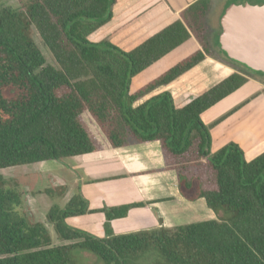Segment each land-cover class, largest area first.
Masks as SVG:
<instances>
[{"label": "trees", "instance_id": "16d2710c", "mask_svg": "<svg viewBox=\"0 0 264 264\" xmlns=\"http://www.w3.org/2000/svg\"><path fill=\"white\" fill-rule=\"evenodd\" d=\"M18 1L19 7L0 6V169L100 149L83 119L89 112L113 147L159 141L183 196L204 198L218 218L115 234L111 220L147 203L91 209L77 192L47 213L59 240L68 242L54 244L46 223L24 214L23 193L0 174V264H82L81 252L102 264H140L137 259L148 254L150 264H264V152L247 160L236 142L211 148V127L247 101L210 126L201 118L257 72L230 59L218 37L224 55L243 68L184 106L176 105L170 91L135 105L213 56L204 22L212 0L195 1L130 51L90 39L113 19L117 0ZM33 27L55 65L47 63ZM193 38L199 48L133 89L135 77ZM96 212L106 215L104 236L67 222Z\"/></svg>", "mask_w": 264, "mask_h": 264}, {"label": "crops", "instance_id": "0c3cea01", "mask_svg": "<svg viewBox=\"0 0 264 264\" xmlns=\"http://www.w3.org/2000/svg\"><path fill=\"white\" fill-rule=\"evenodd\" d=\"M195 1L197 0H117L114 5L113 19L94 32L90 39L94 41L97 34H103L106 37L103 38L104 40L110 41L123 50L130 51L148 37L179 19L182 11ZM191 41L192 39L185 43H188L184 47L185 49L189 48ZM238 69L232 63L207 56L172 83L161 86L136 102L135 105H139L161 92L170 91L176 105L184 106L192 96L202 94ZM135 79L133 89H136L134 87ZM197 91L201 92L197 93ZM244 102L246 103L240 108L211 127L213 152L232 141L242 147L247 160L264 152V74L259 76L252 74L246 84L206 110L201 118L203 120V116L223 104L220 107L222 108L220 114L218 113L208 124L210 126ZM101 143L103 148L94 152L68 157L75 162L78 168L74 165L76 177L72 182L66 180L60 173H54L53 169L44 167L45 161L32 163L35 170L50 177L51 185L48 187L51 189V195L61 191L58 196L61 195L62 200L67 199L64 203H57L53 202L48 193H45L47 195L41 193L42 196H47L44 201L40 195L36 194L34 184L30 183V192L25 195L27 200L24 201V204L26 203L36 213L43 212L40 210L41 205H48L44 212L46 216L54 204L61 203L60 206H65L77 192H80L89 201L91 209L119 206L132 202H146L147 204L143 207L131 209L127 216L110 221L115 234L154 229L161 226L171 228L177 218L197 221L218 218L216 213L207 214L203 206L192 207V201L178 191L177 173L175 170L166 168L159 141L137 143L131 147L132 143L113 147L107 138ZM31 182L34 183V181ZM74 184H78L77 192L73 190ZM90 184L92 187L87 192L86 186ZM161 189L163 191L169 189V192L166 193L170 194H157ZM192 213L195 216H192ZM67 222L94 235H105L106 215L104 212L70 217L67 218Z\"/></svg>", "mask_w": 264, "mask_h": 264}, {"label": "rangeland", "instance_id": "374dc122", "mask_svg": "<svg viewBox=\"0 0 264 264\" xmlns=\"http://www.w3.org/2000/svg\"><path fill=\"white\" fill-rule=\"evenodd\" d=\"M232 1L242 2L241 0H212L210 7H209V9L205 15V19H204L206 42L208 43V45L211 49V53H212L211 55H213L212 57L220 58V59H222L226 62H229V63H232V62L221 51L219 45L217 44V39H218L220 32H221V24H220L221 16L223 15V13L225 12V9L230 5V3ZM257 1H264V0H251L252 3L257 2ZM2 5H13L15 7H19V1L18 0H0V6H2ZM114 10H115V8L113 6V11ZM32 32H33V36H34L36 42L38 43V45L40 46L42 52L44 53V55L46 57L47 63L55 65L56 64L55 59H54L53 55L51 54V52L48 50V48L45 46L44 42L42 41V39L38 33V31L33 27ZM103 38H106L103 34H97L95 36L94 41L95 42L103 41L104 40ZM187 45H188V43L183 45L182 47L174 50L171 54L166 55L161 60H159L157 63H155L151 67L147 68L144 72H142L140 75H138L135 79L136 85L134 87L137 88L140 85H142V84L146 83L147 81H149L150 79H152L153 77L159 75L161 72H163L164 70H166L170 66L174 65L181 58L185 57L190 52H192L193 50H195L196 48H198L200 46L199 42L195 38L192 39L191 44H189L190 45L189 48L185 49L184 47H186ZM232 64H234L238 68H243L242 65L236 64L235 62ZM255 72H257V73L250 72V74H253L255 76H259V75L263 74V72H260V71H255ZM242 91H245V90H242ZM200 92L201 91H197V93H200ZM221 106H219L215 110H211L209 113H207L205 116H203L204 117L203 120L207 125L213 120V118L215 116L218 115V113L220 112V109H222V108H220ZM83 119H84L85 123L89 126V128L93 131V133L95 134L96 138L98 139V141L100 143L103 140H106V138H105L103 132L101 131L99 125L96 123V121L93 119V117L89 113H87V112L84 113ZM133 144H137V143H132L130 145V147ZM99 148L100 149L103 148L102 143H101ZM43 165H44V167H46L48 169H50V168L53 169L54 173H60L61 175H63L66 178V180H68L70 182H72L76 177V174L74 171L76 170L77 166H76L75 162H73V160H71V158H67L64 161L47 160L44 162ZM74 165L76 166V168L74 167ZM34 167H35L34 164H32V165H28V166L10 167V168H5V169H0V174H2L5 178H7L10 181V184L12 186H17V188L23 193V196H24L23 200L24 201L27 200V196H25V195L30 192V183L34 184L35 190L37 192L36 194L40 195V197L43 198L45 201V199L47 197V196H45V195H47L45 193H47V190L50 188L48 186L51 185V180H50V177H46V176H44L43 173L35 170ZM82 172L85 173V171H82ZM31 181H34V183H32ZM72 187H73L74 192H77L76 188L78 187V184H74ZM91 187H92L91 184L89 186L87 185L86 191L88 192V190ZM162 188L166 189L168 187H162ZM178 188H179L178 191L181 193L182 191L180 189L179 184H178ZM60 192L61 191L57 192V194L54 193L52 195L48 193V195L52 198L53 202L64 203L67 198L62 200L61 195L58 196V194H60ZM166 192H169V189H167V191H163V189H161L157 194H160V195L170 194V193H166ZM41 193H44L45 195L42 196ZM191 201H192V207H194L195 205L203 206L205 209V212L207 214H209V215H212V213L215 214V212L212 209L207 207L203 198H197V199L191 200ZM47 206L48 205H44V204L41 205L40 210L43 212H37V213H36V211L34 212L31 208H29V206L26 203L24 204V202H23L22 208H23L24 214H26V216L28 217V219L31 222H44V223H46V225L49 228L50 233L53 237L54 244L68 243V242H64V241L59 240V238L57 237V234L55 233L53 225L48 222L47 214L45 216V213H44L46 211ZM192 216H195V214L192 213ZM192 218H194V217H192ZM194 221H197V220H194V219H186V220L182 219L181 220V218H177L174 221V225L189 223V222H194ZM174 225L172 227H174ZM78 256H79L78 258L82 264H102V262L95 255H93L91 253L81 252ZM151 260H152V258H151L150 254L143 255L137 259V261L140 264H150Z\"/></svg>", "mask_w": 264, "mask_h": 264}, {"label": "water", "instance_id": "95a60500", "mask_svg": "<svg viewBox=\"0 0 264 264\" xmlns=\"http://www.w3.org/2000/svg\"><path fill=\"white\" fill-rule=\"evenodd\" d=\"M219 43L228 57L264 73V2H232L220 19Z\"/></svg>", "mask_w": 264, "mask_h": 264}]
</instances>
